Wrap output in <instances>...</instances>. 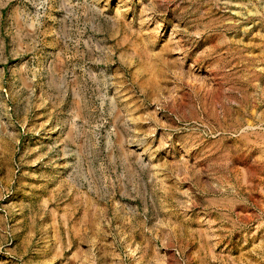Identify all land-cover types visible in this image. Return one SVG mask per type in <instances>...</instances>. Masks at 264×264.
<instances>
[{
    "label": "rangeland",
    "instance_id": "1",
    "mask_svg": "<svg viewBox=\"0 0 264 264\" xmlns=\"http://www.w3.org/2000/svg\"><path fill=\"white\" fill-rule=\"evenodd\" d=\"M0 264H264V0H0Z\"/></svg>",
    "mask_w": 264,
    "mask_h": 264
}]
</instances>
